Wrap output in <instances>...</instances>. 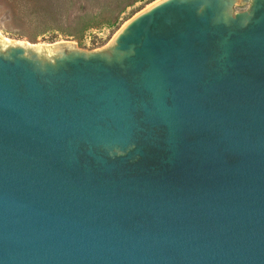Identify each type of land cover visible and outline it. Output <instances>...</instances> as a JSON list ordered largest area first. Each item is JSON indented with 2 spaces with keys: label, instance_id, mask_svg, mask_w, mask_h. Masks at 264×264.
I'll use <instances>...</instances> for the list:
<instances>
[{
  "label": "water",
  "instance_id": "obj_1",
  "mask_svg": "<svg viewBox=\"0 0 264 264\" xmlns=\"http://www.w3.org/2000/svg\"><path fill=\"white\" fill-rule=\"evenodd\" d=\"M0 264H264V0L0 39Z\"/></svg>",
  "mask_w": 264,
  "mask_h": 264
},
{
  "label": "rangeland",
  "instance_id": "obj_2",
  "mask_svg": "<svg viewBox=\"0 0 264 264\" xmlns=\"http://www.w3.org/2000/svg\"><path fill=\"white\" fill-rule=\"evenodd\" d=\"M156 1L137 2L108 25L115 0H0V35L32 44L66 41L76 49L95 51L104 48L131 17Z\"/></svg>",
  "mask_w": 264,
  "mask_h": 264
},
{
  "label": "trees",
  "instance_id": "obj_3",
  "mask_svg": "<svg viewBox=\"0 0 264 264\" xmlns=\"http://www.w3.org/2000/svg\"><path fill=\"white\" fill-rule=\"evenodd\" d=\"M115 1H117V3L114 5V7H111L112 16H110V18H112V20L110 18L106 20V24L108 25L114 24L116 20L118 19V16L124 13L128 7H131L135 3L140 2L142 0H115ZM134 12L135 11H133L132 14Z\"/></svg>",
  "mask_w": 264,
  "mask_h": 264
},
{
  "label": "bare ground",
  "instance_id": "obj_4",
  "mask_svg": "<svg viewBox=\"0 0 264 264\" xmlns=\"http://www.w3.org/2000/svg\"><path fill=\"white\" fill-rule=\"evenodd\" d=\"M0 39H2L3 41H6V42H16V43L25 44V45H29L30 44L28 42H23V41L8 40V38L6 39L5 37H3L1 35H0ZM68 43H70V42H68ZM51 45L50 44H41V43L34 44V46H44V47L51 46Z\"/></svg>",
  "mask_w": 264,
  "mask_h": 264
}]
</instances>
